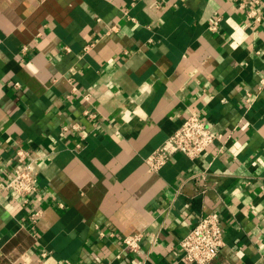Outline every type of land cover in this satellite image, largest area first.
<instances>
[{
  "label": "crops",
  "instance_id": "0c3cea01",
  "mask_svg": "<svg viewBox=\"0 0 264 264\" xmlns=\"http://www.w3.org/2000/svg\"><path fill=\"white\" fill-rule=\"evenodd\" d=\"M263 77L264 0H0V264H185L212 212L209 264H264ZM194 110L221 136L149 171ZM19 147L40 169L27 205L3 188Z\"/></svg>",
  "mask_w": 264,
  "mask_h": 264
},
{
  "label": "built area",
  "instance_id": "2783aa9c",
  "mask_svg": "<svg viewBox=\"0 0 264 264\" xmlns=\"http://www.w3.org/2000/svg\"><path fill=\"white\" fill-rule=\"evenodd\" d=\"M253 1L255 4L260 2V0ZM256 6L250 9L249 16L255 21H259L261 16ZM211 28L217 29L216 24ZM260 85L264 87V77L261 79ZM15 86L19 87L20 83L16 82ZM254 97L252 93L247 94V107L253 105ZM220 136L221 134L215 131L213 125L202 118L199 111L194 110L180 127L147 157L148 169L151 172L160 170L176 154L196 159ZM17 162L19 166L11 172L3 188L11 201L27 205L39 192L40 169L36 159L31 156L29 151L21 147L17 149ZM201 176L205 177V174L203 173ZM40 215L41 210L34 209L30 213L31 224H36ZM141 240L142 234L134 233L125 235L122 238V243L127 250L137 252L140 249ZM224 243L220 215L215 212L202 215L180 241L183 251L182 260L185 264H209L218 256Z\"/></svg>",
  "mask_w": 264,
  "mask_h": 264
}]
</instances>
